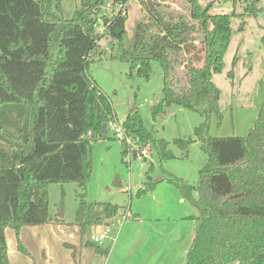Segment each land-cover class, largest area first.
<instances>
[{
    "label": "trees",
    "instance_id": "obj_1",
    "mask_svg": "<svg viewBox=\"0 0 264 264\" xmlns=\"http://www.w3.org/2000/svg\"><path fill=\"white\" fill-rule=\"evenodd\" d=\"M62 1L0 0V264H10L6 229L13 230L16 249L29 256L19 237L22 227L63 224L49 211V183L74 182L82 189L87 184L92 143L105 136L102 125L114 116L109 97L87 70L100 37L99 17L107 19L102 25L111 38L101 55L130 63V71L146 79L151 62H159L163 98L154 113L177 104L204 117L194 130L207 155L198 184L168 179L198 210L184 264H264V112H258L244 136L209 134L210 117L218 122L222 117L213 77L224 67L231 16L211 14L210 5L198 0H183L180 12L148 2L146 20L135 23L128 40L125 13L108 18L104 10L107 2L119 0H72L76 9L69 19L61 14ZM255 1L245 10L249 16L261 12ZM227 76L233 78L232 69ZM122 126L144 145L157 146L160 160L173 157L165 141L156 143L142 128L136 113ZM191 141L174 142L185 151ZM101 205L106 218L121 208ZM91 208L80 199L75 214L80 234L91 223ZM84 245L108 254L93 242Z\"/></svg>",
    "mask_w": 264,
    "mask_h": 264
},
{
    "label": "rangeland",
    "instance_id": "obj_2",
    "mask_svg": "<svg viewBox=\"0 0 264 264\" xmlns=\"http://www.w3.org/2000/svg\"><path fill=\"white\" fill-rule=\"evenodd\" d=\"M157 1L161 6L183 10V0H134L135 4L128 1L124 11L128 40L135 23L146 20L147 3ZM250 1L198 0L203 7L210 5L211 14L231 16V40L224 54V67L213 77L221 92L222 117L219 122L214 115L210 117L209 134L212 136H244L258 112H264V44L261 38L264 35V0L255 1V6L261 9L257 16H249L245 11ZM75 7V1H62V16L69 19ZM105 13L110 15L107 10ZM97 25L100 37L96 39L97 46L87 70L109 97L113 119L115 117L122 124L129 115L136 113L142 128L153 135L156 143L165 141L173 157L160 160L157 146L144 145L134 133L128 132L134 140L127 147L107 127L105 136L92 143V169L84 189L74 182L48 185L49 211L52 216L62 213L63 224L22 227L19 237L29 256L13 250L26 264H184L198 225V210L189 199L182 198L179 189L168 179L174 177L194 186L198 184V173L207 155L195 138L194 130L204 117L177 104L166 105L160 113H154L153 108L163 98L159 62H151L146 79L131 72L130 63L101 55L108 50L111 38L104 25ZM235 55L237 59L232 66ZM230 69L234 74L232 79L227 76ZM203 106L202 103L199 109ZM185 138L192 141L183 151L174 141ZM153 182L156 183L154 188L148 190ZM195 195L193 191L192 196ZM81 198L92 204L91 223L82 234L75 218ZM103 203L121 207L115 216L118 220L104 217ZM97 218H101V222L95 223ZM33 230L39 232L34 235ZM100 234L104 237L98 246L107 249L108 254L97 253L93 246L84 245L92 242L91 236ZM5 235L13 237V230L6 229ZM72 250H75L76 259ZM9 255L14 264L13 253Z\"/></svg>",
    "mask_w": 264,
    "mask_h": 264
},
{
    "label": "built area",
    "instance_id": "obj_3",
    "mask_svg": "<svg viewBox=\"0 0 264 264\" xmlns=\"http://www.w3.org/2000/svg\"><path fill=\"white\" fill-rule=\"evenodd\" d=\"M128 1L130 0H119L117 2H107L105 5H104V9L105 11L107 10V12H109L110 15H108V18H111L112 15L116 14L118 11H121L122 13H124L125 9L127 8V4H128ZM134 1V0H133ZM118 10V11H117ZM107 19H102L101 17H99L97 19V22H96V26H98L97 24H103L106 22ZM109 128L111 130H113L114 132V135L120 139L121 141H124L127 145V147L132 143V141L134 139L130 138L129 136V133L123 128L122 124L119 123L115 117L114 119L110 120L107 124H106V128ZM88 135L91 134V131H88L87 133ZM129 152H130V149L128 148V156H129ZM123 219L125 218L124 214H120ZM114 220H118L117 217H113ZM103 235H94V236H91V241L97 245H99L101 242H102V239H103Z\"/></svg>",
    "mask_w": 264,
    "mask_h": 264
},
{
    "label": "crops",
    "instance_id": "obj_4",
    "mask_svg": "<svg viewBox=\"0 0 264 264\" xmlns=\"http://www.w3.org/2000/svg\"><path fill=\"white\" fill-rule=\"evenodd\" d=\"M256 118V117H255ZM61 219V218H60ZM50 225L52 224V225H62V224H53V223H49ZM40 230V229H39ZM39 230H33L32 231V233H34V235H36L38 232H39ZM5 238H6V235H5ZM9 238V239H8ZM8 238H6V240H7V248H8V255H9V253L11 252V253H13V255H14V259H15V261H14V264H26L24 261H23V258H21V257H18V255L17 254H15V250H13L14 248L16 249V241H15V237H14V239H13V237H8ZM15 243V244H14ZM16 251H18L17 249H16ZM20 253V252H19ZM9 259H10V255H9ZM11 259H10V264H12L11 263Z\"/></svg>",
    "mask_w": 264,
    "mask_h": 264
},
{
    "label": "water",
    "instance_id": "obj_5",
    "mask_svg": "<svg viewBox=\"0 0 264 264\" xmlns=\"http://www.w3.org/2000/svg\"><path fill=\"white\" fill-rule=\"evenodd\" d=\"M114 32H115L116 35H119L121 33V29L118 27V28L115 29ZM102 130H103L104 134H106L108 132V130L106 129V125L105 124L102 125ZM133 157H135V153H134ZM56 216L58 218H61L62 217V213H58Z\"/></svg>",
    "mask_w": 264,
    "mask_h": 264
}]
</instances>
